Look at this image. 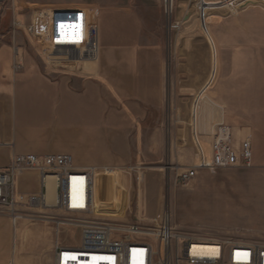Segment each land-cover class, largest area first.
I'll return each mask as SVG.
<instances>
[{"label":"rangeland","instance_id":"1","mask_svg":"<svg viewBox=\"0 0 264 264\" xmlns=\"http://www.w3.org/2000/svg\"><path fill=\"white\" fill-rule=\"evenodd\" d=\"M246 3L255 5L240 9ZM62 7L89 9L88 45L48 48L12 33L13 11L21 22L42 24L43 12ZM1 40L50 79L97 78L109 90L100 88L104 104L123 103L139 116L106 126L118 138V156L97 173L107 184L117 181L123 218L97 220L169 222L202 241L264 243V168L202 169L187 184L175 183L182 169L208 159L209 125L237 132L239 69L264 70V0H175L172 17L163 0H8ZM16 230L18 262L51 264L52 224L21 220ZM79 240L78 229L61 228L60 243Z\"/></svg>","mask_w":264,"mask_h":264},{"label":"built area","instance_id":"2","mask_svg":"<svg viewBox=\"0 0 264 264\" xmlns=\"http://www.w3.org/2000/svg\"><path fill=\"white\" fill-rule=\"evenodd\" d=\"M8 0H0V14ZM175 0H163L166 17L174 14ZM12 33L22 31L29 41L48 48H82L88 38L90 11L82 7L53 8L43 12L44 22L24 23L13 11ZM208 159L182 169L175 183L185 185L199 170L209 172L239 167H253L250 136L235 142L233 128L219 124L211 136ZM38 176L39 190L20 193L19 177L25 173ZM95 167L81 169L69 154L42 156L18 154L0 169V213L5 214L13 230L21 220H38L52 224L54 240L51 264H264V243L227 239L202 241L171 227L124 223L96 219L94 202ZM54 181V203L47 202L46 180ZM32 210V213L26 211ZM57 210L61 216L51 215ZM35 211V212H34ZM78 229L77 246L59 242L61 228ZM212 244L209 253L197 248ZM10 264H14L11 262Z\"/></svg>","mask_w":264,"mask_h":264},{"label":"crops","instance_id":"3","mask_svg":"<svg viewBox=\"0 0 264 264\" xmlns=\"http://www.w3.org/2000/svg\"><path fill=\"white\" fill-rule=\"evenodd\" d=\"M252 5L246 3L240 9ZM90 41L87 38L85 45ZM20 50L0 41V169L5 168L14 155L64 153L71 155L79 168L95 167L99 172L114 155L118 156L115 144L118 138L106 126H112L111 120H140L139 116L123 103L116 102L114 107L104 104L100 88L109 90L97 78L85 80L66 73L56 80L50 79L38 68L31 67ZM92 51L96 52L95 46H91L88 54L93 61L96 56ZM102 76V81L107 80ZM239 76L240 122L237 132L232 127L234 138L239 143L250 136L253 166L264 168V80L258 79L264 77V70L241 68ZM215 127L212 123L206 132L212 136ZM117 187L115 179L107 184L96 174V216L110 220L123 218ZM16 190L37 192V174L30 172L19 177ZM16 235L17 230L13 232L9 218L0 213V264L28 263L18 262Z\"/></svg>","mask_w":264,"mask_h":264},{"label":"bare ground","instance_id":"4","mask_svg":"<svg viewBox=\"0 0 264 264\" xmlns=\"http://www.w3.org/2000/svg\"><path fill=\"white\" fill-rule=\"evenodd\" d=\"M46 186H47V202L50 204L54 203V181L52 178H48L46 180ZM212 244H203L202 248H197L196 251L199 253H209L211 249Z\"/></svg>","mask_w":264,"mask_h":264}]
</instances>
